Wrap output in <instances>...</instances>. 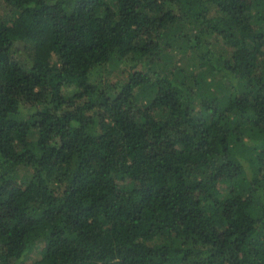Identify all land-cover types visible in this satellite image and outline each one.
<instances>
[{"label": "trees", "instance_id": "obj_1", "mask_svg": "<svg viewBox=\"0 0 264 264\" xmlns=\"http://www.w3.org/2000/svg\"><path fill=\"white\" fill-rule=\"evenodd\" d=\"M0 264H264V0H0Z\"/></svg>", "mask_w": 264, "mask_h": 264}]
</instances>
